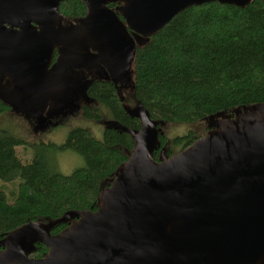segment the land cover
Segmentation results:
<instances>
[{
  "label": "water",
  "instance_id": "water-1",
  "mask_svg": "<svg viewBox=\"0 0 264 264\" xmlns=\"http://www.w3.org/2000/svg\"><path fill=\"white\" fill-rule=\"evenodd\" d=\"M63 1L0 0V79L10 81L14 100L0 99L11 109L45 110L68 84L57 70L64 50L97 49L88 58L114 80L128 75L136 46L185 8L252 0H82L87 14L74 21L60 14ZM55 49L60 55L50 66ZM233 111L186 148L155 160L158 122L137 104L129 112L140 129H124L135 146L97 209L23 224L0 240V264H264V103ZM38 243L48 250L35 258Z\"/></svg>",
  "mask_w": 264,
  "mask_h": 264
},
{
  "label": "trees",
  "instance_id": "trees-1",
  "mask_svg": "<svg viewBox=\"0 0 264 264\" xmlns=\"http://www.w3.org/2000/svg\"><path fill=\"white\" fill-rule=\"evenodd\" d=\"M108 7L115 10L117 4ZM59 12L74 21L85 17L87 6L82 0H65ZM132 67L131 101L158 122L153 158H169L199 137L189 131L169 138L160 131L163 122H195L264 103V3L252 0L238 7L210 2L185 8L136 46ZM83 98V117L102 122L103 110L108 114L111 122L101 139L76 127L60 146L41 143L23 160L15 148L24 141L0 128V240L31 221L46 223L71 211H95L100 194L128 160L135 142L124 129L137 131L141 123L125 108L117 84L90 81ZM10 110L0 99V113ZM41 147L73 150L84 164L63 175L49 164ZM9 184L14 187L9 189ZM69 223L57 222L51 234ZM47 250L38 243L30 256L43 257Z\"/></svg>",
  "mask_w": 264,
  "mask_h": 264
},
{
  "label": "rangeland",
  "instance_id": "rangeland-1",
  "mask_svg": "<svg viewBox=\"0 0 264 264\" xmlns=\"http://www.w3.org/2000/svg\"><path fill=\"white\" fill-rule=\"evenodd\" d=\"M64 52L66 54H62V61L58 64L57 70L60 82L65 80L68 84L62 82L60 91L49 100L41 114L38 108L35 109L39 115L38 118L35 117L37 114L34 115L27 107L12 106L10 111L0 113V128L24 141L23 144L15 148L17 154L23 160L29 159L41 143L47 144L50 142L60 146L65 141L68 133L76 127L87 128L95 138L101 139L105 125L111 122L105 110H103L102 122L85 118L80 112V105L85 103L82 89L91 79L96 77L95 74L101 71L100 68L106 70L98 60L88 58L97 56L99 51L92 49L90 46L85 49L64 50ZM108 75L112 77L111 74ZM115 77H113L114 80L116 79L121 85H119L118 92L125 108L129 111L134 110L137 104L131 101L132 63L129 66L128 75L116 74ZM0 98L9 103L14 100L11 84L7 78L0 79ZM230 117H235V111L220 112L195 122H163V124H160V131L164 132L169 138L189 131H193L196 136L201 137L215 129L218 120ZM41 148L45 149L47 160L53 169L63 175L70 174L74 169L84 164L82 156L73 150ZM162 158L165 157L162 156ZM7 187L11 189L14 185L9 184ZM68 221L72 223L74 219L69 218Z\"/></svg>",
  "mask_w": 264,
  "mask_h": 264
},
{
  "label": "flooded vegetation",
  "instance_id": "flooded-vegetation-1",
  "mask_svg": "<svg viewBox=\"0 0 264 264\" xmlns=\"http://www.w3.org/2000/svg\"><path fill=\"white\" fill-rule=\"evenodd\" d=\"M60 53H59V50L58 49H55L54 50V53H53V58H52V61H51V65L50 66H52V64H54L56 61H57V59H58V55H59ZM101 64V63H100ZM101 66H103L102 64H101ZM106 70H102L101 68H100V72L98 73V74H95V76L96 77H94L93 79H91L90 81H94V80H105V81H112V82H114V83H116L117 84V87H118V90H119V85H120V82H118L117 80L116 81H114V80H111L109 77H110V75H108V74H111L110 73V70L107 68V67H105V66H103ZM108 73V74H107ZM121 86V85H120ZM80 112H81V105H80ZM103 121V120H102Z\"/></svg>",
  "mask_w": 264,
  "mask_h": 264
}]
</instances>
